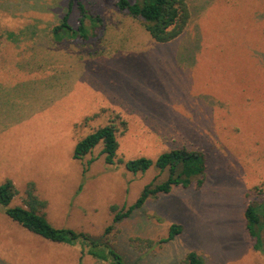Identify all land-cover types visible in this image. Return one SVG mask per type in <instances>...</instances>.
Here are the masks:
<instances>
[{
	"label": "rangeland",
	"instance_id": "374dc122",
	"mask_svg": "<svg viewBox=\"0 0 264 264\" xmlns=\"http://www.w3.org/2000/svg\"><path fill=\"white\" fill-rule=\"evenodd\" d=\"M81 1L101 20L86 19L88 37L58 42L52 30L70 0H0V184L14 181V206L34 182L49 221L89 240H47L0 205V264H112L91 253L105 245L127 264H182L191 251L205 264H264V228L257 249L244 215L264 183V0H189V24L166 43L115 0ZM79 16L74 4V29ZM110 121L118 159L205 152L204 184L176 186L115 221L112 206L135 204L160 172L109 163L102 145L74 157ZM175 224L182 232L170 239Z\"/></svg>",
	"mask_w": 264,
	"mask_h": 264
},
{
	"label": "trees",
	"instance_id": "16d2710c",
	"mask_svg": "<svg viewBox=\"0 0 264 264\" xmlns=\"http://www.w3.org/2000/svg\"><path fill=\"white\" fill-rule=\"evenodd\" d=\"M115 6L127 11L134 18L142 21L146 30L157 42H170L183 34L191 19L189 0H115ZM74 4L77 5L79 16V27L74 29L70 23V15ZM100 21V16L89 13L87 6L81 0H70L68 10L62 18V22L53 28V33L60 35L56 40H63L66 33L68 36L77 38L88 37L90 35L86 27V19ZM101 30L98 29L94 35ZM63 35V36H61ZM120 115H117L119 119ZM121 124L126 128V121ZM120 126L115 121L98 128L92 133L80 139L74 150L75 158H83L94 151L96 147L102 145L101 153L109 163H124L125 167L133 172H145L156 167L159 175L152 179L144 187L137 202L131 206L119 208L112 206L115 213L114 220L121 221L133 212V209L144 205L152 197H158L162 193H169L174 187H191L193 185L201 187L206 180L207 156L205 152L197 149H190L185 146L173 148L161 153L156 159L142 156L136 159L125 161L118 159L119 140L118 133ZM19 194V190L12 179H7L0 184V205L4 206L6 214L14 221L21 224L29 231L58 243L74 244L78 240H89L84 232L71 228L55 227L48 219L44 208L47 202L41 199L37 193L34 182H29L22 203L12 206V202ZM249 196L255 199L250 201L245 209L247 229L251 236L256 239L255 247H262V231L264 228V183L254 187ZM112 228V226H111ZM110 228H108V231ZM182 232V226L173 225L170 239ZM142 241V240H141ZM149 243H152L150 240ZM107 250H92L91 253L103 259H111L112 264H127L120 253L113 247L108 246ZM93 247L100 245L93 242ZM101 253V254H100ZM182 264H205V258L196 251H191L186 255Z\"/></svg>",
	"mask_w": 264,
	"mask_h": 264
}]
</instances>
